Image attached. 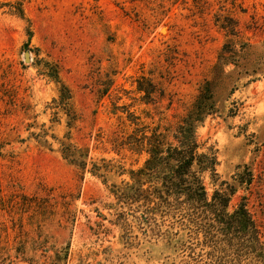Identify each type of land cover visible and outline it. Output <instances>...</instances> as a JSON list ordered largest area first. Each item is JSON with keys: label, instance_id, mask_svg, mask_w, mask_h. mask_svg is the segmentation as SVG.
<instances>
[{"label": "rangeland", "instance_id": "obj_1", "mask_svg": "<svg viewBox=\"0 0 264 264\" xmlns=\"http://www.w3.org/2000/svg\"><path fill=\"white\" fill-rule=\"evenodd\" d=\"M241 8L219 0H0V264H207L201 235L165 215L148 219L145 203L126 206L115 193L136 188L130 172L148 158L142 134L177 144L225 41L214 16L228 13L238 40L264 42V0H242ZM140 77L152 85L148 98L137 90ZM245 81L231 95L217 90L216 113L194 139L216 159V177L201 174L208 196L233 188L228 210L244 203L264 243V78ZM62 87L65 109L57 104ZM60 143L76 149L75 163ZM244 167L249 184L236 182L247 177Z\"/></svg>", "mask_w": 264, "mask_h": 264}, {"label": "trees", "instance_id": "obj_2", "mask_svg": "<svg viewBox=\"0 0 264 264\" xmlns=\"http://www.w3.org/2000/svg\"><path fill=\"white\" fill-rule=\"evenodd\" d=\"M219 1L242 10V0ZM18 12L22 14L21 9ZM214 22L223 32L225 41L217 53L210 80L204 82L191 111L177 127L173 136L177 144L169 143L156 131L148 136L142 134L148 158L141 168L130 172L137 177L134 179L136 188L118 187L115 194L126 206L145 203L143 215L148 219L157 213L165 215L196 236L201 235L200 242L207 248V264H264V243L246 205L240 202L232 211L228 210L234 189H229L228 193L215 189L211 196L206 193L201 174L208 172L214 179L216 159L210 152H199L194 139L197 125L216 113L218 89L231 95L242 80H246L243 85H248L264 78V42L252 44L238 40L236 21L228 13L216 14ZM143 80V77L137 80V90L148 98L153 88L147 83L149 89H146ZM69 99L67 88L62 87L58 106L65 109ZM76 152L74 147L60 143V153L69 163L78 160ZM245 174V179L238 174L236 182L249 184L251 175L246 168ZM181 247L183 252L187 250L182 244ZM194 255L192 251L189 257Z\"/></svg>", "mask_w": 264, "mask_h": 264}, {"label": "water", "instance_id": "obj_3", "mask_svg": "<svg viewBox=\"0 0 264 264\" xmlns=\"http://www.w3.org/2000/svg\"><path fill=\"white\" fill-rule=\"evenodd\" d=\"M24 60H25V62H28L29 61V54H28V52H25L24 53Z\"/></svg>", "mask_w": 264, "mask_h": 264}]
</instances>
